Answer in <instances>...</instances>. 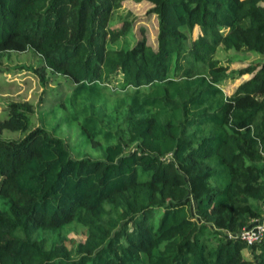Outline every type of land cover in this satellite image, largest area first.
<instances>
[{
    "label": "trees",
    "instance_id": "1",
    "mask_svg": "<svg viewBox=\"0 0 264 264\" xmlns=\"http://www.w3.org/2000/svg\"><path fill=\"white\" fill-rule=\"evenodd\" d=\"M121 1L0 0V55L32 49L69 77L59 122L104 155L42 125L0 137V264H264V240L239 235L264 216V60L227 94L215 56L264 55V0H148L156 45L108 26Z\"/></svg>",
    "mask_w": 264,
    "mask_h": 264
},
{
    "label": "rangeland",
    "instance_id": "2",
    "mask_svg": "<svg viewBox=\"0 0 264 264\" xmlns=\"http://www.w3.org/2000/svg\"><path fill=\"white\" fill-rule=\"evenodd\" d=\"M151 5L148 0H122L121 4L109 15L108 26L120 28L126 21L130 27L127 38L132 40L144 33L148 42L156 45L157 16L154 12H148ZM196 32L193 30L191 37ZM120 40L123 39L120 38ZM215 56L226 67L228 73L220 82L227 94L231 93L239 82L250 76V74H243L233 77V70L242 68L250 62L264 60V55L256 50L225 49L221 45L218 46ZM41 65V58L32 49L7 51L0 55V119L8 117V112L13 106H17L18 110H25V114L29 117V122L21 127L0 124V137L19 138L34 126L42 125L50 133L63 138L71 156L103 158L101 145L86 140L77 122H59L68 112L60 98L69 91L73 84L72 81L66 75L56 73L46 67L41 68ZM109 84L111 87L115 86L117 80L110 81ZM114 101V97H111L106 103L111 106L115 103ZM255 219H252L250 223ZM69 235L77 240L83 238V234L77 232H70ZM243 252L247 257H251V254L255 255V252L252 253L249 248L244 249Z\"/></svg>",
    "mask_w": 264,
    "mask_h": 264
},
{
    "label": "built area",
    "instance_id": "3",
    "mask_svg": "<svg viewBox=\"0 0 264 264\" xmlns=\"http://www.w3.org/2000/svg\"><path fill=\"white\" fill-rule=\"evenodd\" d=\"M239 235L248 245L264 240V217L256 218L251 224L244 226L239 231Z\"/></svg>",
    "mask_w": 264,
    "mask_h": 264
},
{
    "label": "crops",
    "instance_id": "4",
    "mask_svg": "<svg viewBox=\"0 0 264 264\" xmlns=\"http://www.w3.org/2000/svg\"><path fill=\"white\" fill-rule=\"evenodd\" d=\"M196 30V29H195ZM197 31V30H196Z\"/></svg>",
    "mask_w": 264,
    "mask_h": 264
}]
</instances>
